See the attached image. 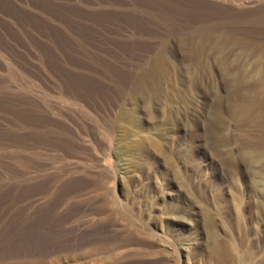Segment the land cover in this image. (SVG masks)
<instances>
[{"label":"rangeland","instance_id":"obj_1","mask_svg":"<svg viewBox=\"0 0 264 264\" xmlns=\"http://www.w3.org/2000/svg\"><path fill=\"white\" fill-rule=\"evenodd\" d=\"M0 264H264V0H0Z\"/></svg>","mask_w":264,"mask_h":264}]
</instances>
